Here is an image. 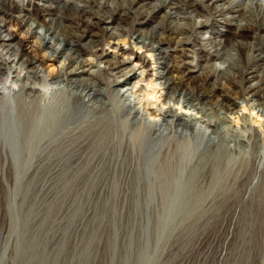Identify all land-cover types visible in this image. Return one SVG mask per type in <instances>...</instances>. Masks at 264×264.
I'll list each match as a JSON object with an SVG mask.
<instances>
[{
	"label": "bare ground",
	"instance_id": "6f19581e",
	"mask_svg": "<svg viewBox=\"0 0 264 264\" xmlns=\"http://www.w3.org/2000/svg\"><path fill=\"white\" fill-rule=\"evenodd\" d=\"M14 22L43 59L23 53ZM46 62L62 66L46 74ZM136 66L150 79L144 96L163 92L152 121L131 100ZM247 105L262 129L239 116ZM235 115L244 134L226 139ZM26 165L91 169L93 200L200 203L237 260L264 264V0H0V187Z\"/></svg>",
	"mask_w": 264,
	"mask_h": 264
},
{
	"label": "rangeland",
	"instance_id": "374dc122",
	"mask_svg": "<svg viewBox=\"0 0 264 264\" xmlns=\"http://www.w3.org/2000/svg\"><path fill=\"white\" fill-rule=\"evenodd\" d=\"M3 1L7 6L16 4V0ZM6 27L15 41L24 45V54L37 55L40 59L45 57L46 49L34 52L36 41L28 38L26 26L14 22ZM37 31L40 32L39 29ZM220 34H226L223 28H220ZM6 35V32L1 34L2 37ZM123 48L133 49L135 55H145L128 41ZM104 49L108 54L116 53L111 45ZM123 58L118 56L119 60ZM150 62H153L152 58ZM61 66L46 62L45 73L56 71ZM135 69L137 75L129 83V86L136 84L131 100L139 110H144L145 119L150 117L152 121L153 117L146 110L151 104L153 109L165 108L161 103L163 92L155 86L153 98L144 96L149 94L147 83L150 79L139 66ZM138 75L140 77L136 78ZM53 86L55 89L61 85ZM144 87L146 89L142 91ZM174 110L179 116L191 114L177 106ZM210 113L206 111L205 115L210 118ZM256 113L257 110L251 111L247 105L239 116L250 117L258 130L263 127H260L263 117ZM123 117L128 116L123 114ZM230 118V124L220 127L225 138L243 135L242 119L237 115ZM209 144L211 146L213 142ZM246 151V148L239 147L233 155L239 158L236 154ZM22 156L21 159L25 160V155ZM18 168L11 170L10 181L0 187V264H255L237 260L235 249L228 242L231 234L225 229L219 233L218 220L204 216L200 203L171 198H146L147 201L142 199L138 202L119 198L93 200L91 169L73 175L67 169L37 171L27 165ZM61 172L65 175H60ZM150 176L156 177L154 172H150ZM186 176L187 172L179 178L180 182L186 180ZM174 191L176 189L169 192Z\"/></svg>",
	"mask_w": 264,
	"mask_h": 264
}]
</instances>
